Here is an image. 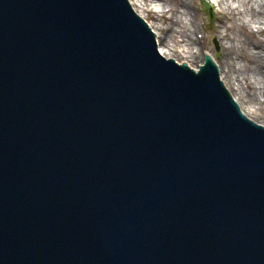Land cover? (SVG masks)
<instances>
[{"label": "water", "instance_id": "1", "mask_svg": "<svg viewBox=\"0 0 264 264\" xmlns=\"http://www.w3.org/2000/svg\"><path fill=\"white\" fill-rule=\"evenodd\" d=\"M119 1L120 0H81L83 7L80 10V15L73 13L71 10L66 13V16L73 18L74 21L82 22V27L80 29H71L69 32H66L64 26H62L64 22L61 19L57 22L55 21L54 23L53 19L45 16L44 23L42 25V33L38 36L39 38L45 37L55 44H63L62 41L65 38H68L74 44L75 49L80 50H83L84 48L94 49L97 44L100 45L102 43L109 46L105 49L109 53L113 47L127 48V50L128 48L141 50L140 53H133L132 55L126 56L127 59L133 58L135 60L133 73L128 72V67L122 65L118 67V70L120 71L124 69L126 78L134 75L136 79H140V70L146 67L144 69L147 70L145 78L149 83H151L150 86L146 87V90L149 92H155L157 90L155 89L156 83L159 82L163 84L165 88H163L162 93L159 92L158 95H163L165 98H173L174 100L170 105L167 100H164L154 106H143L141 104L140 107L138 104L136 107L138 111L134 112V116L136 120L141 119V121L149 118L151 115L157 117V120L153 121L152 124L158 123L159 126H161L159 133L162 134L164 131L166 132V144L169 143L177 149L165 147L163 144L159 143L158 139L155 137L150 138L147 131L142 129L133 130L130 126H121L119 120H116L113 124H111L113 128V135L120 138V140H122L125 144H130L132 139H134V142H142L144 147H137V149L132 152L134 155L140 156V160H143L144 157L149 156L150 154H158L162 160H166L167 163L169 161L180 165L187 162L191 166L195 167L197 164L191 161L189 157L190 155H195L200 157L203 161H210L212 163L210 167L214 174L219 171L228 176L226 178H235L237 180H240L241 177H246L247 175H249L252 179L255 178L252 180L251 184L253 185L252 192H249V188L244 189V192L247 193L246 200L243 202H235L237 205L241 206L249 205L251 202V208L255 211L257 202L264 203V129L249 122L238 124L244 129V133L249 136L248 139H245L246 142H244L240 137H232L231 132L229 135L221 132L224 125L227 131L230 130V126L226 125L228 122L224 120L226 115L235 112L237 118L242 117L234 105L232 106L231 101H225V96H223V92L221 90H219L221 95L218 96L216 90L211 85L207 84V79H210L208 75L210 72H215L214 68H211L208 71L207 77L203 79L204 83L197 82L196 84H188L184 86L181 82L182 77H188L189 79L194 80V77H192V74H190L191 72H189L187 68H184L181 71L170 69L168 70V73H166L154 64V61L150 64L145 62L146 65L144 63L140 65L139 62L136 63L138 56H144V58H146L147 52L154 54L155 52L152 47H147V45H145L142 41V37H144L147 41H150V37L145 34L147 31L145 30V32H143L139 29L135 16L132 15L128 7L124 6V2ZM69 4V1H63L62 8L65 9V6H68ZM120 5L125 11L123 16H127L130 19L133 29L125 24V20L120 15V13H122L120 11ZM132 9L135 13H137L135 7L132 6ZM93 12H96L97 15ZM158 41L159 37H157V42ZM105 45H103V47H106ZM118 50L119 48H114L115 52ZM122 55L125 56L126 53L124 52ZM52 56L54 57L53 60L56 62L62 60L64 61V59L58 58L56 55ZM67 62L70 63V65L72 63L70 59H67ZM208 63L209 66L212 65L210 61ZM188 65L190 66V64ZM92 66H95V63L91 62L90 64L82 66L86 69H90V71L87 72V75H89V86H87V90H89V87L92 90V101L95 108L101 105H109L115 100L110 97L112 87L108 86L107 83L102 82L100 74H94ZM203 71L204 73L207 72L205 69ZM114 75H116V72ZM219 77H221L219 79L222 81L221 69ZM132 83L135 84V80H132ZM224 86L232 95V92L229 91L225 83ZM136 101L137 100L134 102ZM239 107L241 108V105H239ZM101 110L106 112L105 107H102ZM188 111H192L193 114L190 115ZM247 117L250 118L249 116ZM177 118L185 119L186 122L181 121L177 123L175 121ZM132 120L134 119L132 118ZM61 122L68 126H79L81 129L89 132L95 131L101 124L98 119L94 121L89 120L88 115H84L81 111L77 112V114H68L65 117L62 116ZM188 122L193 128H195L196 125L203 124L205 128H208L210 125L213 130H210L207 138L196 135L198 141L197 150L190 153H184L179 150L186 151L187 147H179H181L183 140H186L187 138ZM235 140L240 144L239 146L243 147L245 150L237 151V148L234 145ZM119 145L120 144L111 139L109 147L115 148ZM121 146L127 152H131L132 148H134L133 145ZM133 161H135V159H133ZM114 187H116V185ZM256 193H259L260 196L256 195ZM254 195L255 199H251ZM262 212H264V209H262ZM30 218L34 221L38 220V216L32 215ZM44 218L45 217L42 215L39 216L40 221H43ZM260 230L262 231L260 226H255L254 233L257 237L262 238L263 233L261 234ZM109 237H113V235L111 234ZM65 251L69 262H79L83 261L85 258L84 252L81 248L68 247ZM90 252V256L92 257L99 254L98 251L94 250Z\"/></svg>", "mask_w": 264, "mask_h": 264}, {"label": "bare ground", "instance_id": "2", "mask_svg": "<svg viewBox=\"0 0 264 264\" xmlns=\"http://www.w3.org/2000/svg\"><path fill=\"white\" fill-rule=\"evenodd\" d=\"M159 1L162 2L163 0H153L149 5L146 0H130L137 14L146 20L149 26L158 34V46L161 54L167 58H174L181 64H190L192 69L197 70L199 65L203 63L202 59L206 54L203 51L199 54L193 51V46L195 47L198 44L197 40L192 37L193 32L196 30L194 11L187 0H176L175 12L176 15L180 14V16H177L175 20L171 19V28L170 25L159 27L157 24L154 25L150 22L151 18L157 17L158 20L163 21V15L158 16L152 8V5ZM226 1L230 2V0ZM232 1L242 4L248 16H243L245 11H241L240 8L230 7L228 9L230 19L234 20L243 16V28L248 23L258 25L255 28L260 27L259 29H262V26H264V0ZM154 8L158 10L157 5ZM258 34L264 35L263 30H259ZM221 38L222 41H227L225 44H228L225 47L226 55L220 66L222 82L232 92L236 103L241 105L243 113L249 116L250 119L264 125V101L261 99V89L257 87L258 84L260 85L261 79H264V43L254 42L248 37L232 38L230 35L223 33ZM255 49H258V51H254ZM198 56H201V58ZM241 59L249 66L244 65L241 67Z\"/></svg>", "mask_w": 264, "mask_h": 264}, {"label": "rangeland", "instance_id": "3", "mask_svg": "<svg viewBox=\"0 0 264 264\" xmlns=\"http://www.w3.org/2000/svg\"><path fill=\"white\" fill-rule=\"evenodd\" d=\"M146 1L147 4L151 5V1L153 0ZM188 2L195 14L194 21L196 24V30L195 32H193L192 37L198 42L195 47L193 46V51L198 54L203 51L206 54H211L212 56H214V58L215 56H217L216 60L219 67L221 66V63L226 55L225 47L228 45L225 44L227 43V41H222V33L230 35L232 38L248 37L251 38L254 42L264 43V35H259L257 33L260 27L258 29L255 28L258 25L256 26L246 23V27H242V24H244V22L242 21L243 16H248V14H246L247 11L242 7V4L238 3L237 1L233 2L232 0H230V2H227L226 0H212L209 4L203 3L202 0H187V3ZM155 5H157L158 10L154 8ZM176 5V0H163L162 2L159 1L155 3L154 5H152V8L154 9V12L156 11V14L158 16L163 15V21L158 20L157 17L154 19L151 18L150 22L154 25L157 24L159 27L169 26L171 19L175 20L177 16H180V14L176 15ZM230 7L240 8V10L245 11V13L240 18L237 17L234 20L230 19L229 17L231 16L228 14V9ZM209 8H213L211 15L210 13H208ZM168 11L172 12L168 13ZM171 26L172 25H170V28ZM227 28L228 30H226ZM262 28L264 30V26H262ZM254 51H258V49H255ZM198 57L201 58V56ZM203 60L204 58L202 59V61ZM240 65L241 67H243L244 65H246V67L249 66L248 64H245V61L243 59L240 60ZM257 87L261 89V99L264 101V79H261V83L260 85L258 84Z\"/></svg>", "mask_w": 264, "mask_h": 264}]
</instances>
